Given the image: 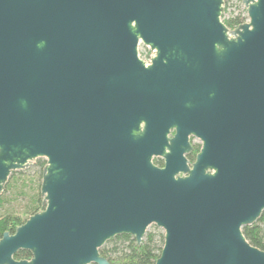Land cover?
<instances>
[{
	"label": "water",
	"instance_id": "95a60500",
	"mask_svg": "<svg viewBox=\"0 0 264 264\" xmlns=\"http://www.w3.org/2000/svg\"><path fill=\"white\" fill-rule=\"evenodd\" d=\"M242 4L231 29L224 0H0V194L46 159L0 264H110L150 224L154 264H264L242 232L264 210V0Z\"/></svg>",
	"mask_w": 264,
	"mask_h": 264
},
{
	"label": "trees",
	"instance_id": "16d2710c",
	"mask_svg": "<svg viewBox=\"0 0 264 264\" xmlns=\"http://www.w3.org/2000/svg\"><path fill=\"white\" fill-rule=\"evenodd\" d=\"M228 1L224 0V11L226 10L225 4ZM244 11L245 9L242 8V11L238 13H229L222 20L227 27L235 28L245 22ZM45 163L46 159L38 161L41 178ZM11 174V179L7 180L0 194V237L5 231L13 232L16 226L22 224L31 214L45 207L43 197L40 194V185L36 188H30V181H25L20 179V176L13 175V171ZM20 180L21 183H19ZM17 185L20 186L19 193L26 196L27 202L18 208L6 209V204H10L14 197ZM26 187L27 189H25ZM242 232L249 243L264 250V210L257 221L243 226ZM156 236L154 232H147L142 242L138 244L135 238L130 235H116L108 240L113 245L111 247L102 246L99 248V252L108 259L110 264H154L161 252L164 241L163 234H158V238Z\"/></svg>",
	"mask_w": 264,
	"mask_h": 264
},
{
	"label": "rangeland",
	"instance_id": "374dc122",
	"mask_svg": "<svg viewBox=\"0 0 264 264\" xmlns=\"http://www.w3.org/2000/svg\"><path fill=\"white\" fill-rule=\"evenodd\" d=\"M225 6H226V10L225 11L223 10V14H222L223 17H227L229 13H238L239 11H242V8L244 7L242 4V0H229L225 4ZM138 51L147 61H149L150 58L154 55V52L149 47L144 45L142 42H140L138 45ZM42 159H45V158L38 157V158H35L29 161V165L27 167L20 169V170H14L13 175L20 176V179H23L25 181H30L29 182L30 188L38 187V185H40L41 183V176L39 173L40 171H39L38 161ZM11 175L12 174H10L8 179H11ZM19 183H21V180L19 181ZM19 187L20 186L17 185V189L13 195L14 197L12 198V201L10 204H6V209L9 208L11 210L12 208H18L27 202L26 196H23L22 194L19 193L18 191ZM25 189H27V187ZM147 232H154L157 235L156 238H158V234L164 235L163 229L161 227L156 226L155 224H150L148 228L146 229L145 234ZM161 244L159 243V245ZM112 245L113 243L107 240L102 246L111 247Z\"/></svg>",
	"mask_w": 264,
	"mask_h": 264
},
{
	"label": "flooded vegetation",
	"instance_id": "af4514ba",
	"mask_svg": "<svg viewBox=\"0 0 264 264\" xmlns=\"http://www.w3.org/2000/svg\"><path fill=\"white\" fill-rule=\"evenodd\" d=\"M173 133L174 132H172L171 134H173ZM188 140H189V144H190V150L188 152L184 153V156L188 160V163H187L188 166L191 167L192 163L196 159V156H197L198 152L201 149L202 141L200 140L199 137H197V136H195L193 134H190L188 136ZM152 162H153V164H155L159 168L164 167V163H165L164 157L162 155H154L152 157ZM15 229H14V231H15ZM14 231L13 232L5 231V232H9L10 234H12V233H14ZM32 256L33 255H32V253L29 250L19 248L11 255V258L14 261H22V260H27L28 261V260H30L32 258Z\"/></svg>",
	"mask_w": 264,
	"mask_h": 264
},
{
	"label": "built area",
	"instance_id": "2783aa9c",
	"mask_svg": "<svg viewBox=\"0 0 264 264\" xmlns=\"http://www.w3.org/2000/svg\"><path fill=\"white\" fill-rule=\"evenodd\" d=\"M243 8L245 9V7H243ZM244 15L246 16V20H248L246 9L244 11ZM221 18H223V16H221Z\"/></svg>",
	"mask_w": 264,
	"mask_h": 264
}]
</instances>
